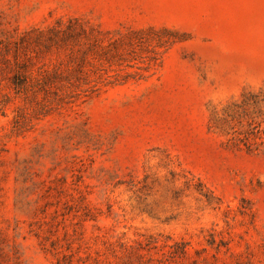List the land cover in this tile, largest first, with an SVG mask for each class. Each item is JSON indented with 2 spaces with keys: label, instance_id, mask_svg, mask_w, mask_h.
Here are the masks:
<instances>
[{
  "label": "rangeland",
  "instance_id": "374dc122",
  "mask_svg": "<svg viewBox=\"0 0 264 264\" xmlns=\"http://www.w3.org/2000/svg\"><path fill=\"white\" fill-rule=\"evenodd\" d=\"M71 20L97 45L32 72L103 79L18 97L4 58ZM0 48V264H264V152L217 116L264 92V0H0Z\"/></svg>",
  "mask_w": 264,
  "mask_h": 264
},
{
  "label": "trees",
  "instance_id": "16d2710c",
  "mask_svg": "<svg viewBox=\"0 0 264 264\" xmlns=\"http://www.w3.org/2000/svg\"><path fill=\"white\" fill-rule=\"evenodd\" d=\"M75 20H71L70 25L58 28L49 29L48 32L36 30V37L29 38L28 34L21 38L22 42L15 45V52L13 60L4 58L11 73L10 84L15 94L18 97L28 101H34L38 105L47 104L53 100L60 102L65 99L62 93V88H68L72 93L80 86L90 85V76L94 74L98 79H103L98 69L97 64L106 58L99 53H96L92 60L88 59V52L82 51L78 59H73L74 52L71 55L74 69L70 75H63L58 70L48 71L43 67H39L37 74L32 72L36 65V59L39 60V55L45 51H50L52 48H63L65 46L76 44L81 39H88L91 49H93L98 41L92 40V35ZM33 40V41H31ZM35 46V47H34ZM32 47V48H31ZM36 56H30L31 52ZM0 53L2 49L0 48ZM106 56V54H105ZM107 60V58H106ZM92 66L90 72L85 71L87 66ZM264 109V92H248L244 93L239 101L232 102L227 105L222 112L217 113V116L227 124L232 131L234 137L233 144L237 148L244 147L248 153L264 152V129L262 128V118L260 115ZM238 128L244 129L238 131Z\"/></svg>",
  "mask_w": 264,
  "mask_h": 264
}]
</instances>
